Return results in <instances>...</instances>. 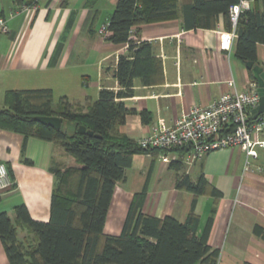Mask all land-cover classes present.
I'll return each instance as SVG.
<instances>
[{
  "label": "crops",
  "instance_id": "0c3cea01",
  "mask_svg": "<svg viewBox=\"0 0 264 264\" xmlns=\"http://www.w3.org/2000/svg\"><path fill=\"white\" fill-rule=\"evenodd\" d=\"M117 2L40 0L37 7L12 16L20 9L15 0H0V18L9 27L7 34L0 33V110L6 108L5 94L10 90L51 89L55 99L67 97L83 105L97 101L104 88L118 91L115 73L128 45L111 43L100 33ZM223 33L229 32L222 18L213 30H187L181 19L143 26L137 42L153 46L154 56L162 60L164 79L157 85L135 80L134 96L124 100L131 112L115 132L138 141L161 120L173 125L193 106L212 104L232 90L231 79L245 91L251 81L249 70L236 57L234 45L230 52L222 49ZM258 60L264 68V45L258 46ZM256 137L264 140V129ZM258 150L259 157L249 160L240 147L215 151L193 165L183 163L180 171L160 155H135L126 178L115 188L105 234L122 233L135 194L149 180L146 214L185 222L195 208L201 232L213 213L209 243L220 250V264H264V239L255 233L256 226L264 228V151ZM0 163L7 165L16 183L0 195V213L16 222L15 209L24 205L34 220L48 222L56 186L52 169L71 163L62 146L0 129ZM179 174L193 182L204 174L223 196L180 190ZM19 240L31 243L34 237L19 227ZM0 264H10L1 239Z\"/></svg>",
  "mask_w": 264,
  "mask_h": 264
},
{
  "label": "trees",
  "instance_id": "16d2710c",
  "mask_svg": "<svg viewBox=\"0 0 264 264\" xmlns=\"http://www.w3.org/2000/svg\"><path fill=\"white\" fill-rule=\"evenodd\" d=\"M40 0H15L18 8L37 7ZM241 0H118L108 22L106 40L127 44L116 70L118 91L102 89L97 101L86 104L58 101L51 89L10 90L6 108L0 110V129L13 131L27 140L35 137L62 146L71 163L56 167V186L48 222L34 220L26 206L16 207L14 222L0 213V239L10 264H220V250L210 243L214 214L200 232L201 219L195 204L185 222L173 216L158 218L144 212L148 183L135 194L122 233L105 234V225L117 184L126 178L137 154L160 155L145 149L138 141L116 133L131 112L125 99L134 96L135 80L157 85L164 79L162 60L154 56L149 42H135L131 30L139 35L145 25L181 19L187 30L216 29L223 19L226 31L233 30L230 8ZM1 15V14H0ZM1 17V16H0ZM235 55L244 64L258 60V46L264 45V0H251L236 26ZM255 81L252 71H249ZM256 82V81H255ZM147 118V113L142 112ZM59 117L61 130L36 120ZM65 124L72 127L68 131ZM86 127L97 138L79 133ZM180 161L171 167L182 170ZM177 188L195 196L223 194L202 174L197 182L178 175ZM19 227L33 235L31 243L19 240ZM264 239V228L255 227Z\"/></svg>",
  "mask_w": 264,
  "mask_h": 264
},
{
  "label": "built area",
  "instance_id": "2783aa9c",
  "mask_svg": "<svg viewBox=\"0 0 264 264\" xmlns=\"http://www.w3.org/2000/svg\"><path fill=\"white\" fill-rule=\"evenodd\" d=\"M250 8L251 0H241L230 8L233 30L222 34L223 50H232L237 38L239 17ZM26 9L22 7L14 13L18 14ZM0 31L9 32L4 18H0ZM100 33L108 35L107 25L103 26ZM132 35H136L135 29L131 30ZM228 85L232 89L230 92L207 107L193 106L173 125L161 120L150 135L138 140L139 145L145 149L160 151L161 160L167 164L180 161L193 165L212 152L234 147L245 151L248 160L258 158V148L264 151V140L256 137L264 129V114L256 120H253L251 114L260 103L258 83L249 81L245 91L237 89L234 79L229 80ZM15 184L7 165L0 163V195L12 189Z\"/></svg>",
  "mask_w": 264,
  "mask_h": 264
},
{
  "label": "water",
  "instance_id": "95a60500",
  "mask_svg": "<svg viewBox=\"0 0 264 264\" xmlns=\"http://www.w3.org/2000/svg\"><path fill=\"white\" fill-rule=\"evenodd\" d=\"M245 66L247 70L252 71L255 81L258 83L260 103L251 111L253 120H256L260 115L264 114V68L260 64H255L252 61L246 62ZM36 120L50 125L56 130H61L63 124V120L59 117H37ZM78 131L81 134H87L91 137L95 136L97 138H101V136L95 135L93 131L87 130V128L83 126L80 127Z\"/></svg>",
  "mask_w": 264,
  "mask_h": 264
},
{
  "label": "rangeland",
  "instance_id": "374dc122",
  "mask_svg": "<svg viewBox=\"0 0 264 264\" xmlns=\"http://www.w3.org/2000/svg\"><path fill=\"white\" fill-rule=\"evenodd\" d=\"M28 9V8H27ZM17 11V10H16ZM15 12V11H14ZM12 13L11 15L12 16H16L17 14H15V13ZM15 14V15H14ZM19 14V13H18ZM6 20V19H5ZM7 24H8V21H7ZM0 33H3V32H1L0 31ZM8 33V32H7ZM7 33H4V34H7ZM132 36H134V41L135 42H137V40H138V37H137V35H132ZM58 100V98H56V101ZM65 126H66V128L68 129V131H70L71 132V126H69V125H67V124H65ZM16 187V184L14 185V187L12 188V189H14ZM12 189H10V190H12ZM10 190H8V191H10Z\"/></svg>",
  "mask_w": 264,
  "mask_h": 264
}]
</instances>
